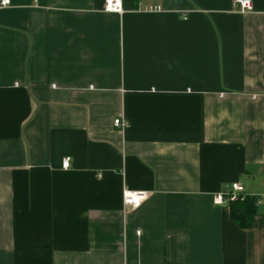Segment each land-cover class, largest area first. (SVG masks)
<instances>
[{"label":"crops","instance_id":"crops-1","mask_svg":"<svg viewBox=\"0 0 264 264\" xmlns=\"http://www.w3.org/2000/svg\"><path fill=\"white\" fill-rule=\"evenodd\" d=\"M108 1L0 6V264H264V0Z\"/></svg>","mask_w":264,"mask_h":264},{"label":"built area","instance_id":"built-area-1","mask_svg":"<svg viewBox=\"0 0 264 264\" xmlns=\"http://www.w3.org/2000/svg\"><path fill=\"white\" fill-rule=\"evenodd\" d=\"M11 4V0H3L0 3L1 7H7ZM234 9L241 13L247 14L254 11L253 0H233ZM106 10L109 12L122 13V5L120 1H108L106 4ZM147 10L149 11H161V7L154 6L150 7ZM115 126L124 127L125 125L120 121H115ZM70 158L63 160V168L68 170L70 168ZM248 195L245 192L244 186L239 183H234L231 186L225 188L222 192L218 193L214 197V204L217 206H230L231 203H238L243 201ZM148 195L143 192H124V204L125 206H130L137 208L139 207L146 199Z\"/></svg>","mask_w":264,"mask_h":264},{"label":"trees","instance_id":"trees-1","mask_svg":"<svg viewBox=\"0 0 264 264\" xmlns=\"http://www.w3.org/2000/svg\"><path fill=\"white\" fill-rule=\"evenodd\" d=\"M257 197L247 196L243 201L230 204V218L243 229H249L253 226L257 214Z\"/></svg>","mask_w":264,"mask_h":264}]
</instances>
